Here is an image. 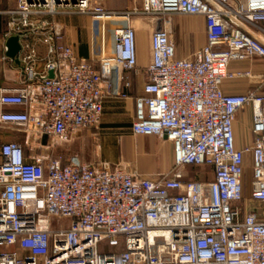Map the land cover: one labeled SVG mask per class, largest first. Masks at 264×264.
<instances>
[{
    "label": "built area",
    "instance_id": "2783aa9c",
    "mask_svg": "<svg viewBox=\"0 0 264 264\" xmlns=\"http://www.w3.org/2000/svg\"><path fill=\"white\" fill-rule=\"evenodd\" d=\"M15 1L4 42L43 32L34 21L73 13L90 17L101 47L96 61L78 59L53 30L42 72L34 51L19 53L20 80L0 87V133L22 137L0 143V264H264V92L221 90L231 63L264 60V0H142L125 13L91 0ZM173 14L202 17L206 43L193 59H177L166 28H154L131 125L133 135L172 143L173 168L152 179L123 163L46 152L97 127L106 101L127 97L125 73L137 68L130 20ZM108 22L117 26L106 54ZM3 47L0 64L14 63ZM245 107L252 145L237 149L233 124ZM187 166L209 167L212 180H185Z\"/></svg>",
    "mask_w": 264,
    "mask_h": 264
},
{
    "label": "crops",
    "instance_id": "0c3cea01",
    "mask_svg": "<svg viewBox=\"0 0 264 264\" xmlns=\"http://www.w3.org/2000/svg\"><path fill=\"white\" fill-rule=\"evenodd\" d=\"M91 5L100 6L112 13H125L141 8L142 0H91ZM6 7L0 12V58L4 55L6 42L1 34L10 20L9 13L15 10V0H0V8ZM3 23V24H2ZM38 32L33 38H21V52L19 59L34 51L38 61L35 70L42 72L47 56L46 35L53 30L59 31L61 36L56 40L58 45L71 46L78 59L96 61L100 55L101 42L95 35L93 23L90 17L78 14H62L54 18L46 17L44 21H34ZM130 25L135 29L136 35V71L125 73L130 82L128 89H123L127 97L125 99H112L104 103L99 127L92 128L79 135L74 141L77 143L81 160L87 163L105 162L110 166L119 163L127 165V170L143 177L156 179L158 176L168 173L174 165L173 148L170 141L154 137L163 142L162 156L164 157L163 168L159 170L153 163H139L136 159L128 157L122 152L120 144L125 139H135L137 135L131 133V125L136 116V100L143 96V86L146 82V68L151 61L150 37L156 27H164L169 33L174 45L177 59H193L194 53L206 43L205 24L202 17L170 15L164 20L150 19L147 17H133ZM115 23L105 24L106 54L111 52L112 32L116 28ZM252 35L261 39L259 35ZM228 78L221 85L225 95H242L247 92H264V60L253 59L241 63H231L228 68ZM237 72H249L250 77L235 78ZM50 75V74H49ZM9 77L20 80V65L14 61L12 64H0V87L5 84ZM235 145L237 149H244L252 145V112L249 107L241 109L233 124ZM10 131V130H9ZM0 133V143L20 140L22 137L17 132ZM209 167L187 166L182 169L185 180L198 179L200 181L212 180V173H204ZM246 182H248L246 180ZM247 184V183H246ZM248 188H245V195Z\"/></svg>",
    "mask_w": 264,
    "mask_h": 264
},
{
    "label": "rangeland",
    "instance_id": "374dc122",
    "mask_svg": "<svg viewBox=\"0 0 264 264\" xmlns=\"http://www.w3.org/2000/svg\"><path fill=\"white\" fill-rule=\"evenodd\" d=\"M5 10L6 7L0 8V12H4ZM97 127H99V125ZM46 143H49L48 140L44 141V144ZM163 145L164 143L156 140L154 136L137 135L135 139H125V141L121 142L120 147L126 156L136 159L141 164L153 163L160 170L164 165V157L161 153ZM79 151L77 143L72 141L67 144H55L53 148L46 152L63 162L74 161L87 163L81 160V153H79ZM208 172L210 173L211 170L208 169L204 171V173ZM245 178L249 181L250 166L246 167Z\"/></svg>",
    "mask_w": 264,
    "mask_h": 264
},
{
    "label": "water",
    "instance_id": "95a60500",
    "mask_svg": "<svg viewBox=\"0 0 264 264\" xmlns=\"http://www.w3.org/2000/svg\"><path fill=\"white\" fill-rule=\"evenodd\" d=\"M21 51V45L19 43L18 37H11L6 42V52L5 56L9 59H13L16 63H18V54ZM49 78H52V74L49 75ZM164 139H166L164 137Z\"/></svg>",
    "mask_w": 264,
    "mask_h": 264
}]
</instances>
